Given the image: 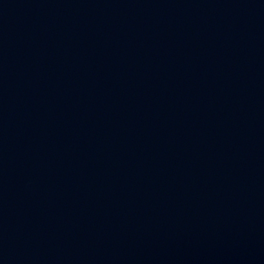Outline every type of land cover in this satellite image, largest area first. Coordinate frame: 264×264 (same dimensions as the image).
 Instances as JSON below:
<instances>
[{"label":"water","instance_id":"1","mask_svg":"<svg viewBox=\"0 0 264 264\" xmlns=\"http://www.w3.org/2000/svg\"><path fill=\"white\" fill-rule=\"evenodd\" d=\"M0 264H264V0H0Z\"/></svg>","mask_w":264,"mask_h":264}]
</instances>
